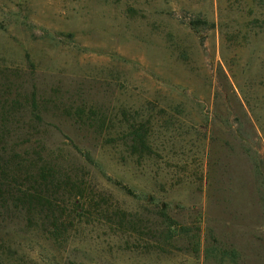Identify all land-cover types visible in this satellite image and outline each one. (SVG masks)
I'll list each match as a JSON object with an SVG mask.
<instances>
[{
	"label": "rangeland",
	"instance_id": "374dc122",
	"mask_svg": "<svg viewBox=\"0 0 264 264\" xmlns=\"http://www.w3.org/2000/svg\"><path fill=\"white\" fill-rule=\"evenodd\" d=\"M0 132L2 264H264V0H0Z\"/></svg>",
	"mask_w": 264,
	"mask_h": 264
},
{
	"label": "trees",
	"instance_id": "16d2710c",
	"mask_svg": "<svg viewBox=\"0 0 264 264\" xmlns=\"http://www.w3.org/2000/svg\"><path fill=\"white\" fill-rule=\"evenodd\" d=\"M0 147L4 152H8L6 150L7 146H5L3 141L0 142ZM5 155L0 152V218L4 222H10L16 210H20V214L26 213L28 215L25 218V223L31 229L37 220L43 221L44 217L49 220L51 228L55 229L51 234L55 239L59 228L56 227L58 221L55 216L57 208L55 200L49 197V194L39 193L36 188L27 186L29 181H31L32 185L39 184L31 173L34 161H30L28 159L30 157L24 154L13 155L11 157H6ZM22 156H26V160ZM40 171L44 176L48 172L50 174L55 172L50 168L45 170L43 167L40 168ZM43 175L42 177L44 178ZM3 249H8V252H10V247L2 241L0 243V250ZM2 259L0 255V264L3 263Z\"/></svg>",
	"mask_w": 264,
	"mask_h": 264
}]
</instances>
